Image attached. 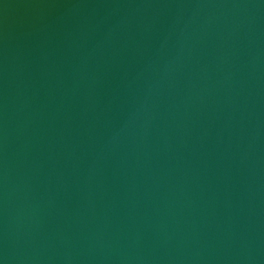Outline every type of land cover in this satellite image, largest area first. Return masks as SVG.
I'll use <instances>...</instances> for the list:
<instances>
[{"label":"water","instance_id":"water-1","mask_svg":"<svg viewBox=\"0 0 264 264\" xmlns=\"http://www.w3.org/2000/svg\"><path fill=\"white\" fill-rule=\"evenodd\" d=\"M0 264H264V0H0Z\"/></svg>","mask_w":264,"mask_h":264}]
</instances>
